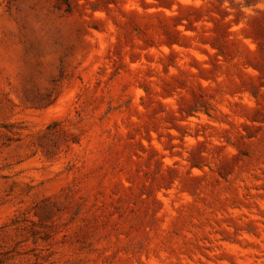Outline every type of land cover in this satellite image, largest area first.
Wrapping results in <instances>:
<instances>
[{
	"label": "rangeland",
	"instance_id": "374dc122",
	"mask_svg": "<svg viewBox=\"0 0 264 264\" xmlns=\"http://www.w3.org/2000/svg\"><path fill=\"white\" fill-rule=\"evenodd\" d=\"M0 0V264H264V0Z\"/></svg>",
	"mask_w": 264,
	"mask_h": 264
},
{
	"label": "trees",
	"instance_id": "16d2710c",
	"mask_svg": "<svg viewBox=\"0 0 264 264\" xmlns=\"http://www.w3.org/2000/svg\"><path fill=\"white\" fill-rule=\"evenodd\" d=\"M63 4H65L66 5V7H69V5H70V2H69V0H60Z\"/></svg>",
	"mask_w": 264,
	"mask_h": 264
}]
</instances>
